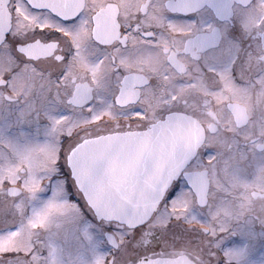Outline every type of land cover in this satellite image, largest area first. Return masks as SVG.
Wrapping results in <instances>:
<instances>
[{
  "label": "flooded vegetation",
  "instance_id": "af4514ba",
  "mask_svg": "<svg viewBox=\"0 0 264 264\" xmlns=\"http://www.w3.org/2000/svg\"><path fill=\"white\" fill-rule=\"evenodd\" d=\"M4 3L9 27L0 44V60L5 57L1 52L16 29L22 23L30 26L19 31L25 40L15 46V51L8 49L17 66L0 75L3 106L0 111L8 112V121L17 116L22 124L25 120L34 130L36 126L35 139L41 144L52 143L50 131L58 129L64 117L79 115L86 120L70 130L63 126L53 136L57 147L52 165L57 175L41 179L37 189L43 187L42 196H52L54 201L57 192L53 193L52 181L56 177L64 180L65 200L81 221L95 227L102 242L110 246L105 264L120 262L123 249L118 243V233L145 229L161 212L169 217L167 229L172 232L177 227L176 233L189 244L182 248L155 247L135 254L124 264L143 255L167 251L183 252L196 264L209 260L212 264H235L227 258L225 250L237 242L241 245L239 254L243 248L251 250L254 261L263 263L264 0H5ZM36 74L44 78L48 74L50 78L49 84L41 82L47 95L44 104L39 103L36 93H28L32 91L31 84L35 87ZM13 77L21 83L19 91L13 88ZM51 107L55 108L59 122L49 116ZM102 109L110 112L97 115ZM170 116L189 120L190 130L195 129L202 139L159 208L146 224L134 229L97 220L71 179L67 166L69 153L84 140L144 133ZM2 124L0 116V151L7 161L15 163L14 150L3 141V134L20 131L17 143L25 145L26 126L20 129L19 124H11L3 132ZM34 144L35 141H29L28 147ZM26 150L18 148L23 154ZM4 159L0 157V173ZM26 167V164L18 167L13 182L9 174H3L0 189L7 198L26 197L22 224L30 218L34 201L26 187L29 178ZM239 179H244V184ZM185 193L189 197L188 206H173ZM35 203L39 208L43 206ZM219 203L228 204L233 215L243 217L237 220V227L245 224L246 218L254 217V239L246 240L239 230H231L229 244H209L215 228L209 215L214 217L216 212L225 215L224 210L218 209ZM186 211L203 214L208 222L190 220ZM260 217L262 220L257 219ZM5 232L6 229L0 230V234ZM35 233L38 236L30 241L32 251H0V264H10L12 260L16 263L20 260L21 264H50L47 232L40 225ZM128 239L129 235H125L124 241ZM59 243L65 246L63 240ZM52 264H57L56 260Z\"/></svg>",
  "mask_w": 264,
  "mask_h": 264
},
{
  "label": "rangeland",
  "instance_id": "374dc122",
  "mask_svg": "<svg viewBox=\"0 0 264 264\" xmlns=\"http://www.w3.org/2000/svg\"><path fill=\"white\" fill-rule=\"evenodd\" d=\"M25 26H30V23H22L20 27L17 28L13 33L9 44L3 48L5 50L1 52V55L2 53H5L6 55L0 60V75L4 70L12 71L14 70L15 66H17L11 57H9L10 54H8V49L15 51V46L23 41L24 36H19V31L26 29ZM98 56L102 57V54L99 53ZM103 59L106 60L105 58ZM100 60L101 58H99V61ZM15 77L12 79V85L15 91H19L21 89V83L19 84V82L15 80ZM35 80V87L31 84L32 91H28V93H36L39 103L43 102L42 104H44L47 102V100L45 101V96L47 95L44 91L45 87H42V85L50 83L49 75H45L44 78V76L36 74ZM41 82H43L42 85ZM1 107L3 106L0 103V108ZM54 109V107H51L49 116L54 121L59 122L54 113ZM108 112H110L109 109H102L97 113V115ZM7 114L8 112H4V110L0 111V116L3 119L1 129L4 132L11 124L16 126L19 124L20 129L22 126H26L24 128L25 133L23 134L26 144L22 145L19 142L17 143V135L20 131H13L11 132L12 135H7L8 133L3 134V141H5L8 146L13 148V154L17 162L10 163L0 151V157H3V159L5 158V163L2 165L3 172L0 173V189L2 186L1 179L3 178V174H9L11 182H13L16 178L15 171L20 165L26 164V172L29 176L26 182L27 190L33 194L31 199L36 202L38 201L39 204L43 206L39 208L38 203L34 204V201H31V216L30 218H26L27 221L22 224L21 219H24L22 218L23 215L21 214L22 204H27V201H25L26 197H16L13 199L7 198L4 192L0 190V230L6 229L7 231L4 234H0V251L2 252L10 249L21 250L25 253L32 251L34 249L32 245L33 242L30 243V241L33 240V237L38 236V234L35 233V230L37 231V228L41 225L42 229L44 228L47 232V237L49 240V249L51 251L50 264L55 262V260L57 264H105L107 259L105 260L104 257L109 254L110 246L107 245L108 243L105 242V244L102 242V235L95 227L87 226L81 221L76 213L77 211H75V209L71 207V205L65 200V196L62 191L64 187V180H60L56 177L52 181L53 193H58V202L52 201V196L48 198L43 197V187L41 190L37 189V185L41 179L46 178L53 173L57 175V172H54L52 162L54 160V154L57 147L54 137L56 136L59 129L63 126H66L67 129L70 130L72 126L85 122L86 120L79 115L64 117L63 121L58 123L59 128H54L52 131H50L52 143L41 144V142L36 141L35 139L37 135L36 126L34 130L33 126L31 127L32 124L25 120H23L22 124L20 118L17 116L10 117L8 121ZM30 130L34 131V133L31 134ZM44 130L47 131L50 129H43V131ZM47 139L48 138L46 137V140ZM29 141H35V144L30 146V148L28 147ZM18 148H25L27 150L23 154L18 151ZM238 181L242 182L240 184H244V179H239ZM245 184L247 183L245 182ZM188 202L189 197L185 193L183 198L174 201L173 206L185 208V206H188ZM218 209L224 210L225 215L219 216L218 212H216L214 217L209 215V221L211 223H215V228H213L214 237L208 240L209 244L211 243V245L217 246L223 243L225 245L229 244L231 240V230L237 232L239 230L241 235L246 238V240L254 239V233L252 231L253 226H255L254 217L246 218V223L240 224L237 227L235 226L237 220L243 217L233 215L231 207L226 203H219ZM186 213L188 216H190V220H197L200 223L208 222L207 218L203 214H195L190 211H186ZM168 218L169 217L167 215L161 212V215L156 217L154 220H151L145 229L132 231L131 233L127 232V234H125V232L118 233V243L122 246L121 249H123L122 253L120 254L121 258L119 260V264H124V262L129 260L131 257H134V255L137 253H143L144 251L153 249L155 247L164 249L171 246L182 248L185 245H188L189 241H186V239L180 235V233H176L178 232L176 230L177 227H173L172 232L170 228L167 229L166 222ZM257 219L262 220L261 217ZM14 225H18L17 229L14 231H9L8 228ZM125 235H129L130 237L127 242L124 241ZM59 240H63L65 242V246H61ZM35 242L37 241L35 240ZM208 242L206 241L207 245ZM240 247L241 245H239L237 242L236 244H233L232 247L227 248L225 250L227 258L233 260L235 264H264V262L258 263L254 261L251 250L248 251L247 249L243 248V250H240L241 254H239L238 248ZM64 255H66L65 257L67 258H64ZM261 258L262 256L259 257V259ZM63 260H66L67 262H64ZM212 263L213 261L211 262L210 260L204 262V264ZM10 264H21V262L19 260V262L16 263L15 260H12Z\"/></svg>",
  "mask_w": 264,
  "mask_h": 264
},
{
  "label": "water",
  "instance_id": "95a60500",
  "mask_svg": "<svg viewBox=\"0 0 264 264\" xmlns=\"http://www.w3.org/2000/svg\"><path fill=\"white\" fill-rule=\"evenodd\" d=\"M4 2L0 0V43L8 29ZM190 125L173 116L145 133L97 137L73 149L67 160L71 177L94 216L129 229L146 223L200 144L202 135ZM142 167L149 171L140 172ZM129 264L196 262L183 252L167 251Z\"/></svg>",
  "mask_w": 264,
  "mask_h": 264
},
{
  "label": "bare ground",
  "instance_id": "6f19581e",
  "mask_svg": "<svg viewBox=\"0 0 264 264\" xmlns=\"http://www.w3.org/2000/svg\"><path fill=\"white\" fill-rule=\"evenodd\" d=\"M143 171H149V169H147L146 167H142L140 172H143ZM57 197H58V194L56 193L53 197V200L56 201L57 200Z\"/></svg>",
  "mask_w": 264,
  "mask_h": 264
}]
</instances>
